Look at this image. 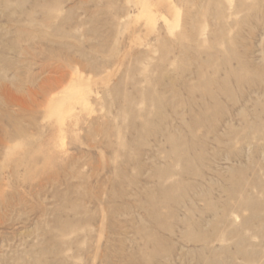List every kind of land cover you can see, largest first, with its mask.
<instances>
[{"label": "rangeland", "instance_id": "rangeland-1", "mask_svg": "<svg viewBox=\"0 0 264 264\" xmlns=\"http://www.w3.org/2000/svg\"><path fill=\"white\" fill-rule=\"evenodd\" d=\"M0 264H264V0H0Z\"/></svg>", "mask_w": 264, "mask_h": 264}]
</instances>
